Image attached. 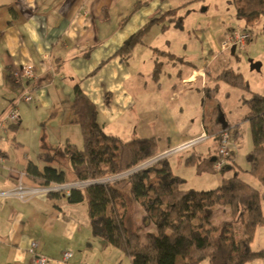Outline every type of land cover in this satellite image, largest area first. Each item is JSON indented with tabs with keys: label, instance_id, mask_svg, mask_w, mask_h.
<instances>
[{
	"label": "crops",
	"instance_id": "0c3cea01",
	"mask_svg": "<svg viewBox=\"0 0 264 264\" xmlns=\"http://www.w3.org/2000/svg\"><path fill=\"white\" fill-rule=\"evenodd\" d=\"M195 1L0 0L1 114L24 88L11 81L9 74L33 63L36 75L26 82L34 99L26 102L20 120L10 124L1 146L0 191L13 189L20 180L40 185L26 170L31 161L41 168L48 165L45 159L50 152L36 148L44 138L62 149L67 142L82 146L81 128L73 121L71 107L75 84L97 106L106 132L125 140L156 137L159 153L208 133L209 116L218 107L223 124L237 128L229 163L242 168L238 154L245 144L250 147L243 134L250 126L245 119L248 106L243 103L241 112L229 117L220 100L211 97L208 104L206 97L220 95L225 82L221 74L233 68L231 50L222 49V40L233 29L248 26L235 25L234 16L225 14L219 25L208 26L194 37L188 30L183 37L179 32L186 30L184 11ZM139 2L143 4L137 6ZM177 7V15L183 17L181 28L154 23L130 56L118 52L141 27ZM216 85L217 91L213 90ZM24 124L33 127L32 136L25 134ZM217 147L209 135L206 142L168 159L186 184L196 166L200 176L218 171L213 159ZM233 172L229 170V175ZM73 181L74 175L66 183ZM33 240H38L49 264H109L108 255L117 252L103 237L94 235L86 201L71 203L63 192L54 197L39 193L27 200L0 195V264H35L29 251ZM67 249L73 256L65 260Z\"/></svg>",
	"mask_w": 264,
	"mask_h": 264
},
{
	"label": "trees",
	"instance_id": "16d2710c",
	"mask_svg": "<svg viewBox=\"0 0 264 264\" xmlns=\"http://www.w3.org/2000/svg\"><path fill=\"white\" fill-rule=\"evenodd\" d=\"M234 1L240 16H264V0ZM140 4L143 2L137 6ZM179 8L152 19L131 35L118 52L130 56L154 23H163V28H170L173 23L181 28L183 17L177 15ZM8 77L15 82L13 74ZM221 78L232 86L248 88L242 73L233 68L225 69ZM218 89V85L213 88ZM244 103L248 106L245 119L250 122L253 138L252 149L245 155L247 167L228 163L222 171L234 170L233 174L224 176L215 188H184V178L174 171L168 158L106 182L99 179L121 174L158 154L159 143L156 137L125 140L106 132L98 120L97 106L75 84L71 107L73 121L81 128L83 144L67 142L63 153L70 158L75 180L95 181L82 188H71L65 194L68 201H86L94 235L128 255L133 264H178L179 256L183 259L180 264H200L205 260L208 264H249L255 260L264 264V249L251 248L259 227L264 224V94L251 92ZM219 113L218 107L212 109L206 126L217 144L222 130L231 126L223 124ZM242 171L258 179L261 188L242 177ZM26 173L41 185L68 181L66 171L51 164L41 168L31 161ZM62 192L65 193L60 190L48 195L54 197ZM134 203L141 205L144 223L152 222L155 226L144 237L141 235L144 223L135 224L132 220ZM217 204L228 205L232 215L240 218L241 238L236 237L232 221L214 222Z\"/></svg>",
	"mask_w": 264,
	"mask_h": 264
},
{
	"label": "rangeland",
	"instance_id": "374dc122",
	"mask_svg": "<svg viewBox=\"0 0 264 264\" xmlns=\"http://www.w3.org/2000/svg\"><path fill=\"white\" fill-rule=\"evenodd\" d=\"M236 2L234 0H197L195 5L189 6L185 9V28L183 32H179L185 37L188 34V30L191 32V35L197 36L199 32L208 27L219 25L221 23V18L223 15L234 16L235 25H247L248 29L252 33L251 38L247 42V47L240 48L238 47L235 54H230V65L242 73L244 80L247 82L248 88H240L232 86L226 82H223L221 87V93L218 97L208 96L206 97L207 103L209 104L210 98H214L216 102L219 100L226 108L227 116L237 115L241 112V106H244V102L241 100V96H250L251 92H260L264 94V16H256L255 18H245L238 14ZM205 8H208V11H205ZM234 25V26H235ZM221 26V25H220ZM204 39V37L202 38ZM228 92V93H227ZM26 102H21L19 104L20 112L23 110V107H27ZM226 120V118H224ZM29 128V129H28ZM33 127L24 124L25 134L32 136ZM209 134V133H207ZM243 134H245L246 141H250V147L247 149V144L244 148L240 150L238 154V160L241 167L244 169L247 167L245 161V154L252 149L253 138L251 127L248 126L246 130L244 129ZM44 138V137H42ZM209 138V137H208ZM44 143H41L37 146V151L41 150L42 152H50L51 157L45 159L48 164L63 168L66 171L67 180L73 177L71 161L69 156L63 153L62 147L59 144H52L48 142L47 138H44ZM208 140V139H207ZM206 140V141H207ZM205 141V142H206ZM50 145H49V144ZM218 145V144H217ZM205 158H208V154H204ZM36 158H38L36 156ZM44 160V159H43ZM197 168V166L195 167ZM191 169L188 173L187 183L183 185L184 188H189V186H194L196 189H210L215 188L224 176L229 175L228 171H212L209 174L204 173L200 176L196 170ZM241 176L248 180L256 187L261 188V184L252 175L242 171ZM104 179V178H103ZM212 182V183H211ZM215 184V185H212ZM262 208L264 211V199L262 200ZM132 220L135 224H143V209L140 204L134 203L132 207ZM213 220L215 223H220L223 221H232L235 228L236 237L241 238L243 236V225L239 217H235L231 213V208L225 204H217L213 211ZM144 229L141 231L142 237H144L148 232L155 229V226L152 222L144 223ZM152 228V229H151ZM253 250L264 249V224L259 227L256 237L251 244ZM115 249V248H112ZM114 255L109 254L107 260L109 264H133L132 259L124 254L121 250L115 249ZM183 261L182 257L179 256L177 259L178 264ZM200 264H208V261L205 260ZM249 264H261V260H255Z\"/></svg>",
	"mask_w": 264,
	"mask_h": 264
},
{
	"label": "built area",
	"instance_id": "2783aa9c",
	"mask_svg": "<svg viewBox=\"0 0 264 264\" xmlns=\"http://www.w3.org/2000/svg\"><path fill=\"white\" fill-rule=\"evenodd\" d=\"M252 33L247 28H236L230 31L225 38L221 42V46L223 50H231L235 45L236 49L238 47L244 48L251 38ZM13 77L16 83L23 85V91L20 96L13 100L9 107L0 115V163L3 161L2 157V143L6 140V133L8 132V128L10 124L16 123L20 120V110L19 104L21 102H30L34 99L33 91L26 86V82L33 80L35 75V65L33 63L22 64L20 67L16 68L13 71ZM209 135L206 132H203L201 135L188 140L187 142L173 147L171 149L165 150L161 153L156 154L151 157L147 161L142 164L129 169L121 174L111 175L107 177H103L99 179L100 181H113L119 179L121 177H125L131 174L134 171H137L141 168L150 167L158 161L168 158L172 154L186 149L192 148L200 143L205 142L208 139ZM235 149V129L232 126L225 127L220 135V140L217 147V155L214 161V168L218 171H222L229 163L230 158L233 155ZM95 180L87 179V180H75L69 183H52L50 185H35L29 186L26 185L22 180L13 188L8 191H0V195L3 196H14L21 198L23 200H27L34 195L39 193L48 194L52 191H60L64 190L65 194L70 193L71 188H82ZM98 181V180H96ZM30 253L33 255L35 264H49V257L44 253L39 251V242L38 240H33L30 247ZM73 256V251L67 249L64 252V259L67 260Z\"/></svg>",
	"mask_w": 264,
	"mask_h": 264
},
{
	"label": "water",
	"instance_id": "95a60500",
	"mask_svg": "<svg viewBox=\"0 0 264 264\" xmlns=\"http://www.w3.org/2000/svg\"><path fill=\"white\" fill-rule=\"evenodd\" d=\"M236 51V46L234 45L231 49V53L234 54ZM216 157H213V159L215 160Z\"/></svg>",
	"mask_w": 264,
	"mask_h": 264
}]
</instances>
